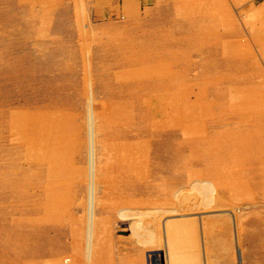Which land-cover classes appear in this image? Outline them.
<instances>
[{
	"label": "rangeland",
	"instance_id": "obj_1",
	"mask_svg": "<svg viewBox=\"0 0 264 264\" xmlns=\"http://www.w3.org/2000/svg\"><path fill=\"white\" fill-rule=\"evenodd\" d=\"M0 264H264V0H0Z\"/></svg>",
	"mask_w": 264,
	"mask_h": 264
},
{
	"label": "bare ground",
	"instance_id": "obj_2",
	"mask_svg": "<svg viewBox=\"0 0 264 264\" xmlns=\"http://www.w3.org/2000/svg\"><path fill=\"white\" fill-rule=\"evenodd\" d=\"M91 108V107H90Z\"/></svg>",
	"mask_w": 264,
	"mask_h": 264
}]
</instances>
